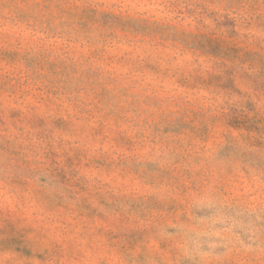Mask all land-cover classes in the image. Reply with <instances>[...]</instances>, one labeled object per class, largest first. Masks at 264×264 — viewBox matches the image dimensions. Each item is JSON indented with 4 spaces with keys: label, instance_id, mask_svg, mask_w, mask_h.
Returning <instances> with one entry per match:
<instances>
[{
    "label": "rangeland",
    "instance_id": "1",
    "mask_svg": "<svg viewBox=\"0 0 264 264\" xmlns=\"http://www.w3.org/2000/svg\"><path fill=\"white\" fill-rule=\"evenodd\" d=\"M0 264H264V0H0Z\"/></svg>",
    "mask_w": 264,
    "mask_h": 264
}]
</instances>
